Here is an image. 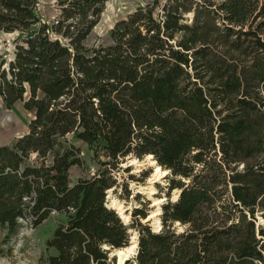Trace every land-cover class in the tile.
Listing matches in <instances>:
<instances>
[{
	"label": "trees",
	"instance_id": "obj_1",
	"mask_svg": "<svg viewBox=\"0 0 264 264\" xmlns=\"http://www.w3.org/2000/svg\"><path fill=\"white\" fill-rule=\"evenodd\" d=\"M108 1L0 0V106L32 113L0 146L6 238L55 213L48 264H116L132 240L123 264H264V0H150L89 47ZM74 139L96 164L76 180ZM149 156L169 172L159 226L150 201L125 223L108 196Z\"/></svg>",
	"mask_w": 264,
	"mask_h": 264
},
{
	"label": "rangeland",
	"instance_id": "obj_2",
	"mask_svg": "<svg viewBox=\"0 0 264 264\" xmlns=\"http://www.w3.org/2000/svg\"><path fill=\"white\" fill-rule=\"evenodd\" d=\"M41 8L46 14H53L51 7L53 0H39ZM150 0H110L106 5L101 20L93 29L87 39L89 47L112 42L110 32L114 25L125 19L139 6H143ZM15 34L0 33V53L12 49V41ZM32 119V113L24 107V102L19 101L13 107L6 108L0 106V146L13 142L16 138L28 131V125ZM74 144L81 148V157L85 162V168L74 166L70 170V177L73 180L93 171L96 168L93 160L92 150L80 140L74 139ZM151 158L137 159L130 157L121 164L119 173L121 186L116 193L112 192L108 196L109 207L115 209L125 223L131 220V212L136 207H141L143 203L150 201V212L148 219L159 223L157 215L160 213V205L166 200L163 191H160L157 184L162 187L167 186L164 170L157 169V165L151 162ZM126 168H130L126 171ZM127 186V187H125ZM162 194V195H160ZM140 196V197H138ZM177 197L174 192L172 198ZM61 217L52 213L49 218L37 227L29 222L21 221V228L17 235L6 238V231L0 226V264H48V251L46 242L51 237L54 229L58 225ZM159 226V224H158ZM134 240L126 248L116 250L118 261L121 263L124 257L135 252ZM123 254L120 257L119 251Z\"/></svg>",
	"mask_w": 264,
	"mask_h": 264
},
{
	"label": "water",
	"instance_id": "obj_3",
	"mask_svg": "<svg viewBox=\"0 0 264 264\" xmlns=\"http://www.w3.org/2000/svg\"><path fill=\"white\" fill-rule=\"evenodd\" d=\"M109 2V1H108ZM107 4V3H106ZM128 158H130V157H128ZM151 159H152V157H150ZM154 165H157V162L155 161V164ZM161 168V167H160ZM162 169V168H161ZM169 172L167 171V173L166 174H168ZM165 174V175H166ZM134 249H136V244L134 245ZM116 250L117 249H115V250H113L112 252H111V257H116L117 258V254H116ZM135 253V252H134ZM134 253H132V255L134 254ZM131 257V255H128V256H126V257H124V259H123V261L120 263L119 261H118V258H117V262H116V264H123L124 263V261H126L127 259H129Z\"/></svg>",
	"mask_w": 264,
	"mask_h": 264
},
{
	"label": "bare ground",
	"instance_id": "obj_4",
	"mask_svg": "<svg viewBox=\"0 0 264 264\" xmlns=\"http://www.w3.org/2000/svg\"><path fill=\"white\" fill-rule=\"evenodd\" d=\"M149 158H150V156H149ZM151 162H152L153 164L155 163V161H153V160H151ZM157 169L160 170V167L157 166ZM164 172L166 173L167 171H164ZM122 254H123V251L120 250V251H119V255H120V257L122 256Z\"/></svg>",
	"mask_w": 264,
	"mask_h": 264
}]
</instances>
